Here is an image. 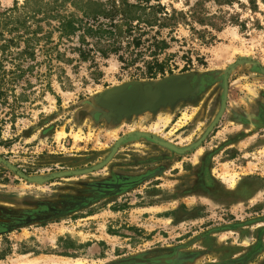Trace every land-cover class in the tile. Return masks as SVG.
Returning a JSON list of instances; mask_svg holds the SVG:
<instances>
[{"label": "rangeland", "instance_id": "1", "mask_svg": "<svg viewBox=\"0 0 264 264\" xmlns=\"http://www.w3.org/2000/svg\"><path fill=\"white\" fill-rule=\"evenodd\" d=\"M197 1L160 0L177 26L82 60L68 4L0 0V264H264V5L216 31L187 18ZM177 75L193 94L156 111L98 104Z\"/></svg>", "mask_w": 264, "mask_h": 264}, {"label": "trees", "instance_id": "2", "mask_svg": "<svg viewBox=\"0 0 264 264\" xmlns=\"http://www.w3.org/2000/svg\"><path fill=\"white\" fill-rule=\"evenodd\" d=\"M59 1L61 8L68 4L80 15L78 17L74 13H69L58 15L56 18L58 19L57 31L60 36L78 38L80 47L77 53L82 60H86L85 46H91L96 54L107 58L110 54L119 53L121 39L125 35H131L134 30L138 31V36L133 37L131 42L133 46L138 47L143 43L142 38L146 30L172 29L177 26L179 18L183 19L185 16L182 13L177 14L175 11L168 12L164 6L159 4L160 0H155L156 4H152V0ZM205 1L209 0L195 2L187 18L200 26H209L216 31H219V27L212 22L215 20L235 25L241 32L246 31V20L248 19L240 20L239 14L234 10H244L255 14L258 11L259 3L264 5V0H212L216 7H227L235 12L233 14L223 13L229 15V18L226 19L223 15L207 16V12L203 8ZM210 37L211 40H214L212 35ZM164 44V42L157 43L156 50L165 48ZM152 64L155 68L148 67L147 78L165 75L166 70L163 64H158L157 60ZM169 71L167 70L170 74Z\"/></svg>", "mask_w": 264, "mask_h": 264}, {"label": "water", "instance_id": "3", "mask_svg": "<svg viewBox=\"0 0 264 264\" xmlns=\"http://www.w3.org/2000/svg\"><path fill=\"white\" fill-rule=\"evenodd\" d=\"M192 94L193 88L189 80L177 75L168 77L156 87L138 82L119 86L102 94L98 98V104L117 116H125L144 111H156L162 106L174 104ZM222 110L223 106L208 131L215 124Z\"/></svg>", "mask_w": 264, "mask_h": 264}, {"label": "bare ground", "instance_id": "4", "mask_svg": "<svg viewBox=\"0 0 264 264\" xmlns=\"http://www.w3.org/2000/svg\"><path fill=\"white\" fill-rule=\"evenodd\" d=\"M165 122H167V119L165 120ZM77 264V263H76Z\"/></svg>", "mask_w": 264, "mask_h": 264}]
</instances>
